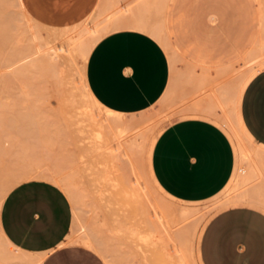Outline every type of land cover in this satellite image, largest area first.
<instances>
[{"label": "crops", "instance_id": "crops-1", "mask_svg": "<svg viewBox=\"0 0 264 264\" xmlns=\"http://www.w3.org/2000/svg\"><path fill=\"white\" fill-rule=\"evenodd\" d=\"M176 1L155 32L124 28L103 36L86 62L87 84L107 109L163 122L150 144L149 174L170 200L211 210L198 263L264 264V69L256 74L264 58L253 62L264 49V9L258 0H183L177 10ZM165 42L174 46L171 57ZM239 60V85L224 86L234 77L208 67L223 72ZM243 84L237 107L250 147L259 150L248 158L218 120L232 109L229 93L239 98ZM242 167L233 192L242 189L250 203H227L243 201L241 192L219 201ZM73 228L68 194L48 179L25 180L0 208V264L10 257L13 264H107L91 247L70 242Z\"/></svg>", "mask_w": 264, "mask_h": 264}, {"label": "rangeland", "instance_id": "rangeland-1", "mask_svg": "<svg viewBox=\"0 0 264 264\" xmlns=\"http://www.w3.org/2000/svg\"><path fill=\"white\" fill-rule=\"evenodd\" d=\"M109 1L113 2L29 0L25 7L18 0H0V208L9 191L19 183L33 178L48 179L59 185L73 204L74 228L70 242L79 237L98 239L95 241L105 249L101 255L107 264H178L165 248V235L158 226V217L152 212L151 202L160 200L179 206L193 204L170 200L149 180L143 193L132 179L125 176L128 172L121 171L126 165L120 148L125 139L124 145L127 146L130 136L121 139L117 131L126 122L130 123L131 116L125 115L126 121L122 122L123 114L101 105L90 91L85 76L88 57L106 33L134 25L135 29L152 33L153 26L164 22L170 0H158L161 7L151 0H129L131 5L121 14L117 12L119 3L123 1L124 5L129 1ZM179 1H176L177 10L183 0ZM109 3L111 9L107 8ZM137 6L143 16L146 12L144 17L147 18H142L140 12L139 15L135 13L139 9ZM126 19L129 21L122 23ZM162 39L166 40L165 34ZM38 46L39 51L35 49ZM164 46L170 57L173 56L174 46L166 42ZM27 58L34 61L33 66L28 64L30 59ZM241 60L223 72L218 71L215 63L208 67L220 75L234 77L224 86L239 85ZM262 69L264 64L258 66L256 74ZM247 84L237 88L239 99ZM239 99H236V105L231 102L230 113L238 132L237 138L231 137L236 149L239 142L240 146H247L246 149L256 150L250 147L254 140L237 112ZM118 116L122 118L121 122ZM163 126L160 120L145 128L144 148H149L155 134L157 139ZM153 127L157 128L156 131ZM150 136L151 139L147 140ZM237 152L239 154L238 149ZM245 171V167L236 171L219 201L224 203L241 192L243 201L227 203H250V197L242 189L233 192L234 181L240 178V172ZM210 211L190 235V264H199V243L211 218ZM190 221L178 225L177 230L180 233L187 231ZM14 259L8 263L13 264ZM189 262L186 259L185 264Z\"/></svg>", "mask_w": 264, "mask_h": 264}, {"label": "bare ground", "instance_id": "bare-ground-1", "mask_svg": "<svg viewBox=\"0 0 264 264\" xmlns=\"http://www.w3.org/2000/svg\"><path fill=\"white\" fill-rule=\"evenodd\" d=\"M19 1V3L21 4V6H25L26 7V5L28 4V2H29V0H18ZM108 2H110L109 0H107ZM122 1V0H121ZM125 1V0H124ZM127 1H129V0H127ZM135 1V0H134ZM160 1V0H159ZM163 1V0H162ZM259 1V3H260V5H261V7L263 8V6H264V0H258ZM113 1H111L110 3H112ZM142 2V1H141ZM151 3H153V2H157V4L156 5H159L158 4V0H151L150 1ZM105 3V2H104ZM110 3H109V5H108V7L107 8H110ZM119 3V2H118ZM131 2L129 1L128 3H125L124 5H123V1H122V5L119 3V7H117L116 9H117V12H119V14H121L120 12L121 11H123V10H127V8H128V6L129 5H131L130 4ZM143 3V2H142ZM146 1L144 2V5H146ZM161 3V2H160ZM137 5H138V3H136ZM140 4V3H139ZM167 4V3H166ZM114 5H116V4H114ZM121 5V6H120ZM144 5H140L142 8L144 7ZM153 5V4H152ZM168 5V4H167ZM166 5V6H167ZM28 6V5H27ZM116 6H118V5H116ZM160 6V5H159ZM163 6H165V4H163L162 5V7ZM112 7V6H111ZM138 7V6H137ZM161 7V6H160ZM114 8V7H113ZM139 9H137V11L138 12H135L136 14H138L139 15V12H140V10H141V8L140 7H138ZM146 8V7H145ZM158 8V7H157ZM111 9V8H110ZM147 9V8H146ZM165 9H166V7H165ZM103 9H101L100 10V12L102 11ZM105 10V9H104ZM133 10V9H132ZM143 11H144V9H142ZM110 11H112V10H110ZM134 11H135V9H134ZM146 11V10H145ZM95 12V11H94ZM104 11H102V13H103ZM116 12V11H115ZM117 12L115 13V14H117ZM134 13V12H133ZM141 14L140 15H142L141 17L142 18H147V16L146 17H144L145 15H147V14H145L146 12H144V16H143V12L141 11L140 12ZM112 14H114V13H112ZM115 14H114V16H115ZM126 14V13H125ZM129 14V13H128ZM127 14V15H128ZM100 15V14H99ZM107 16H108V14H106ZM110 15V14H109ZM105 17V16H104ZM109 17V16H108ZM113 17V16H112ZM125 17H127V16H125ZM140 17V18H141ZM136 18V17H135ZM104 19V18H103ZM105 19H106V17H105ZM115 19V18H114ZM122 19H124V18H122ZM129 19H131V18H129ZM137 19H138V17H137ZM116 20V19H115ZM143 20H145V19H143ZM128 22L129 20L128 19H126L124 22H122V23H125V22ZM131 21L132 22H134L135 23V21H133L132 19H131ZM149 21V20H148ZM150 22V21H149ZM99 24V23H98ZM121 24V23H120ZM113 25V24H112ZM119 25V24H118ZM122 25V24H121ZM125 25V24H124ZM123 25V26H124ZM138 25V24H137ZM149 25H150V23H149ZM125 26H127V23H126V25ZM148 26V25H147ZM133 27H136L135 25L133 26ZM132 27V28H133ZM148 28V27H147ZM106 30L104 29V32H105ZM156 31V26L154 27L153 26V32H155ZM109 32V31H108ZM102 34V33H101ZM107 34V33H106ZM101 36V35H100ZM90 38V37H89ZM88 39V38H87ZM86 42V41H85ZM264 42L262 41V44H263ZM78 46V45H77ZM77 46H76V48H77ZM84 46H85V44H84ZM73 47H75V46H73ZM83 47V46H82ZM79 48V47H78ZM84 48V47H83ZM35 49H39V46H38V48H35ZM40 49H41V47H40ZM39 51V50H38ZM261 52V51H260ZM25 53V52H24ZM34 53V52H33ZM40 53V52H39ZM27 55V54H26ZM258 55H259V53H258ZM25 56V55H24ZM32 56V55H31ZM57 56V55H56ZM55 56V57H56ZM23 57V56H22ZM21 57V58H22ZM27 57H28V55H27ZM33 57V56H32ZM32 57H30V58H32ZM37 57V56H36ZM42 57H43V55H42ZM42 57H41V59H42ZM20 58V59H21ZM29 58V59H30ZM35 58V57H34ZM264 58V49H263V51H262V53L259 55V56H257L256 57V60H254L253 62L255 63V62H257V61H261V59H263ZM28 59V58H27ZM29 59H28V61H29ZM24 60V59H23ZM22 60V61H23ZM32 59H30V63H28V64H32V66H33V62L34 61H31ZM58 58L56 59V63H58ZM42 61V60H41ZM40 61V62H41ZM259 61V62H260ZM20 62V61H19ZM37 62V61H36ZM35 62V63H36ZM39 62V63H40ZM34 63V64H35ZM44 64V63H43ZM60 64V63H59ZM38 65V64H37ZM58 65V64H57ZM29 66V65H28ZM31 66V67H32ZM35 66V65H34ZM55 68H56V66H55ZM54 70V69H53ZM57 70V69H56ZM55 70V71H56ZM60 71V70H59ZM56 73V72H55ZM230 91L231 92V90L230 89H224V91H225V93L227 94V91ZM215 92V91H214ZM229 93V92H228ZM215 94V93H214ZM230 94V99H233V101H231L230 100V104H231V102H233L235 105L237 104V101H236V99H235V97L233 98V95L231 96V93H229ZM223 95V94H222ZM209 96V95H208ZM221 96V95H220ZM220 96H219V98H220ZM213 99V98H212ZM226 99V98H225ZM237 99H239V98H237ZM221 100V99H220ZM240 100V99H239ZM214 101V100H213ZM213 101H210V103H209V105L211 104V102H213ZM218 101V100H217ZM204 102V101H203ZM220 102V101H219ZM222 102V101H221ZM220 102V103H221ZM229 102V101H228ZM236 102V103H235ZM239 102V101H238ZM223 103V102H222ZM229 104V103H228ZM206 106V105H205ZM211 106V105H210ZM215 106L217 107V105H216V103H215V105L213 106L214 107V110L215 109H218V108H215ZM228 106V105H227ZM208 107V106H207ZM207 107H205V109L207 108ZM220 107L222 108V104H220ZM223 107H224V105H223ZM206 110H209V108L208 109H206ZM213 110L211 109L208 113H211ZM222 111H223V108H222ZM108 112H111V111H109L108 110ZM233 112V111H232ZM236 112V111H235ZM238 113H239V111H237ZM208 113H206V114H208ZM217 113V112H216ZM216 113H215V115H216ZM237 113V114H238ZM106 114H109L110 115V113H106ZM114 114V113H113ZM116 114V113H115ZM214 114V111H213V113H212V115ZM218 114V113H217ZM232 113H230V110L228 111L227 110V113H226V116H225V118L224 117H222V119H219L218 117V120L224 125V127L230 132V134L233 136V138H237L238 137V132H237V127H236V125H235V123H234V121H233V116L231 115ZM122 116V115H121ZM217 116V115H216ZM108 116H106V118H107ZM214 117V116H213ZM110 118V116L108 117V119ZM116 118V117H115ZM119 118H121V117H119L118 116V119ZM122 118H123V120H124V118L126 119V116L124 115V117L122 116ZM122 118L121 119H119V121L120 120H122ZM110 119H112V118H110ZM237 119V118H236ZM115 121V119H112V121ZM117 120V119H116ZM122 120V122H125L126 120H124L123 121ZM118 121V122H119ZM241 121V120H240ZM106 122H108V121H106ZM121 122V121H120ZM153 122V118H145V117H139V116H131V121H130V123L128 124V122H126L127 124L126 125H124V123H122V125H124V126H122V127H119V129H118V131H117V133H119V135H120V138L121 137H123V136H127V138H128V136H130V138H128L129 139V141H128V144H129V142H130V140H131V142H130V144L128 145V144H126L127 146H125L124 144V142H125V140H124V142H123V146H122V144H120L121 146H122V148H120V151H121V153H122V156L123 157H125V158H123V162L125 163V165H126V168H125V170H121V171H123V173H124V171L126 172V170H127V172L128 173H125L124 175L126 176V177H128V179L129 180H131L132 182H134V184L137 186V187H139V188H141L142 190H143V193H144V190L145 189H147L146 188V186H147V181L149 180V181H151L152 182V180H151V177H150V174H149V165H148V157H149V150H150V145H149V148H144V145L143 144H145V142H142L143 141V138H144V135H145V128H147V127H149V125L151 124ZM111 123V122H110ZM110 123H107L108 125L110 124ZM107 125V126H108ZM111 125V127H112V124H110ZM148 125V126H147ZM121 126V125H120ZM147 126V127H146ZM105 127H106V125H105ZM110 128V127H109ZM112 128H114V127H112ZM243 128V127H242ZM107 129V128H106ZM113 130V129H112ZM114 131V130H113ZM153 134H154V132H153ZM116 135V134H115ZM115 137H119V136H115ZM132 137V138H131ZM121 139H124V138H121ZM149 139H151V136L147 139V140H149ZM120 140V139H119ZM118 141V140H117ZM121 141V140H120ZM123 141V140H122ZM245 141V140H244ZM147 142H149V141H147ZM151 142V141H150ZM149 142V143H150ZM126 143H127V141H126ZM148 143V144H149ZM151 144V143H150ZM238 144L240 145V143L238 142ZM245 146V145H244ZM241 147V151H242V153L245 155V157L246 158H248V157H250V156H253V155H255V156H258V154H259V152H257V151H259V150H250L249 148L248 149H246V147L247 146H245V148L244 147H242V146H240ZM117 151V150H116ZM119 152V151H118ZM262 152V151H261ZM125 159H127V163L125 162ZM118 160V159H117ZM121 167V166H120ZM121 169V168H120ZM128 174L130 175V176H128ZM158 200V199H157ZM160 201V200H159ZM159 201H156V200H154L153 202H151V208H152V212H153V214H154V216H157L158 217V219H159V222H158V226H159V228L161 229V231L163 232V234L165 235V240H166V250L168 251V253H169V256L174 260V259H176V262H178V264H185V261H186V259H187V261L189 262V238H190V235L192 234V233H194L195 232V230L197 229V227H198V225H200V223L202 222V220H204V217H205V215H206V213L208 212V211H206V209H202L201 207H199V206H190V205H181V206H179V205H175V203L173 204V203H167V202H159ZM164 201V200H163ZM191 220V221H190ZM186 221H190V225H188V227L187 228H189V229H187V231H184L183 233H180V231H178L177 230V226L178 225H180L181 223H183V222H186ZM189 222H187V224H188ZM194 223V224H193ZM186 230V229H185ZM93 236V235H92ZM91 236V237H92ZM1 237V241L3 242V243H5L4 241L5 240H3L4 238L2 237V236H0ZM93 238V237H92ZM95 240H98V239H94V241L93 240H91L90 238H76V240H74L75 242H78V243H80V244H83V245H86V246H88V247H91L92 249H94V250H96L98 253H100V254H104L105 253V249L103 248V247H101L99 244H97L96 243V241ZM190 240H191V238H190ZM99 242V241H98ZM192 242V241H191ZM100 244H101V242H100ZM10 245V244H9ZM1 246H4V245H1ZM106 246V245H105ZM8 247V246H7ZM4 248H6V246L4 247ZM107 248V247H106ZM193 248V247H192ZM11 249V248H10ZM2 250H3V248H2ZM2 250L0 251L1 253H4L3 255H5V252L3 251L2 252ZM6 251V250H5ZM7 252V251H6ZM0 253V254H1ZM8 253V252H7ZM11 254V253H10ZM10 254H8V255H10ZM2 255V254H1ZM0 255V256H1ZM3 257V256H2ZM8 257V256H7ZM6 257V258H7ZM4 258V257H3ZM11 258V257H10ZM9 258V259H10ZM8 259V260H9ZM8 260H5V258H4V261H6V263H8L7 261ZM3 262V261H2ZM5 264V263H4ZM188 264H190V262L188 263ZM194 264V263H193Z\"/></svg>", "mask_w": 264, "mask_h": 264}]
</instances>
